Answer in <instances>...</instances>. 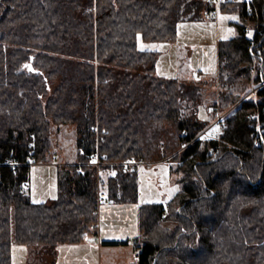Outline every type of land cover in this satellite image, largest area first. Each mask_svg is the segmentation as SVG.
Returning a JSON list of instances; mask_svg holds the SVG:
<instances>
[{"label":"trees","instance_id":"1","mask_svg":"<svg viewBox=\"0 0 264 264\" xmlns=\"http://www.w3.org/2000/svg\"><path fill=\"white\" fill-rule=\"evenodd\" d=\"M215 5L0 0V264H13L14 241L52 248L98 229L96 151L101 171L116 169L103 181L114 201L139 200V164L123 161L167 159L180 172L167 203L139 206L135 264H264V131L257 144L253 126L256 115L264 122V0L219 4L241 15L237 35L218 42L219 79H245L256 97L220 93L217 137H200L196 109L182 111L202 85L158 74L159 51L138 46L140 35L176 40L181 21ZM53 123L76 126L79 162L60 171L52 202H35L26 187Z\"/></svg>","mask_w":264,"mask_h":264},{"label":"rangeland","instance_id":"2","mask_svg":"<svg viewBox=\"0 0 264 264\" xmlns=\"http://www.w3.org/2000/svg\"><path fill=\"white\" fill-rule=\"evenodd\" d=\"M240 20L241 15L237 11L225 12L218 8L211 13L203 12L195 18L181 21L176 40L146 41L139 36L140 49L160 52L158 74L202 85V94L197 104L192 99L183 98L182 111L184 115L190 116L196 109L198 119L206 125L203 131L206 135L217 136L222 130L221 119L228 102L220 97L221 92L256 97V87H252L250 82L245 79L220 81L219 70L216 68L217 41L237 35L235 22ZM200 70L205 75L210 73L207 82L203 81L206 76L201 75ZM50 138L51 150L44 161L33 162L26 187L35 202H52L58 194L60 171L67 172L71 168L70 164L79 162L77 130L74 124L53 123ZM170 166L167 159L138 165L139 200L118 202L108 198L101 202L98 229H92L81 242L59 244L58 264H133L137 257L135 251L138 249L134 240L140 234V204L167 203L182 188L179 170H171ZM115 172L114 168L98 175V192L100 186L108 191L103 181L107 182L109 173ZM98 235L99 239H96ZM37 247L39 246L14 241L13 264H27L28 260L29 264H33L34 257L38 258L35 259V264H44L43 253L46 249L38 250L42 254L40 257ZM46 255L50 259V254Z\"/></svg>","mask_w":264,"mask_h":264},{"label":"built area","instance_id":"3","mask_svg":"<svg viewBox=\"0 0 264 264\" xmlns=\"http://www.w3.org/2000/svg\"><path fill=\"white\" fill-rule=\"evenodd\" d=\"M213 1L214 3H221L223 1H233V0H211ZM249 29V27H248ZM218 108V107H217ZM257 116V120L253 122V126H254V133H255V136H256V143L259 144L261 141H260V137L262 135V132L264 131V122H262L261 118L259 115H256ZM263 130V131H262ZM200 137L202 138H206L208 137L205 133H202L200 135ZM93 162L99 166V169H98V175L102 172L101 171V168H100V164L102 162V156L100 155L99 151H96L94 154H93ZM124 164L126 165V168L127 169H131L133 168L134 166H136L137 164H141L143 163V160L142 159H137V158H131V159H128L126 161H123ZM102 182H100L101 184ZM108 191H106L105 188H103L102 186H100V189H99V192H98V202H99V206L101 204V202H104L106 200H108ZM97 213L99 212V208L98 210L96 211ZM96 239H99V235L96 237ZM135 244H136V247L138 248L136 251H135V254L136 256L138 257L139 256V251L141 249V246L142 244L141 243H138L137 240H134Z\"/></svg>","mask_w":264,"mask_h":264},{"label":"crops","instance_id":"4","mask_svg":"<svg viewBox=\"0 0 264 264\" xmlns=\"http://www.w3.org/2000/svg\"><path fill=\"white\" fill-rule=\"evenodd\" d=\"M216 5H215V7L216 8H214V9H212V10H205L204 12L206 13V14H208V13H211L212 11H215L216 9H218L219 8V4L220 3H215ZM218 42H219V40L217 41V66H216V68L219 70V59H218ZM160 53V52H159ZM159 57H160V55H159ZM159 59V58H158ZM157 70H158V63H157ZM199 73L201 74V75H205L204 73L205 72H203L202 70H200L199 71ZM207 75H205L206 77H204L203 78V81L204 82H207L208 81V78H209V75H210V73L209 72H207L206 73ZM222 124V123H221ZM209 137H217V136H219V135H217V136H210V135H208ZM43 249V248H45L46 250L44 251V256H43V259H44V264H46L47 262H50V264H58V253H59V251H60V247H59V245H56V246H54V247H52V248H50V247H37V254H39L40 255V257L42 256V254L41 253H39V249ZM46 254H50V259L49 258H47V256H49V255H46ZM35 259H38V258H36V257H34ZM137 258L138 257H136V261H137ZM35 259H33V264H35ZM136 261L133 263V264H135L136 263ZM27 264H29V260H28V263ZM37 264V263H36Z\"/></svg>","mask_w":264,"mask_h":264},{"label":"water","instance_id":"5","mask_svg":"<svg viewBox=\"0 0 264 264\" xmlns=\"http://www.w3.org/2000/svg\"><path fill=\"white\" fill-rule=\"evenodd\" d=\"M33 61H34V57L31 58V60L29 61L28 65H29V67H30L32 70H36V69L34 68V63H33Z\"/></svg>","mask_w":264,"mask_h":264}]
</instances>
